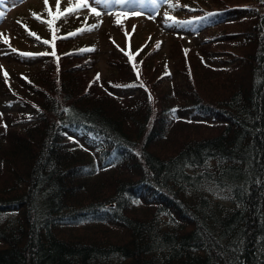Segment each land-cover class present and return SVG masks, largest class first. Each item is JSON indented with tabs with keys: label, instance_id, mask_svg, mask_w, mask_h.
<instances>
[{
	"label": "trees",
	"instance_id": "obj_1",
	"mask_svg": "<svg viewBox=\"0 0 264 264\" xmlns=\"http://www.w3.org/2000/svg\"><path fill=\"white\" fill-rule=\"evenodd\" d=\"M144 1L126 14L161 23L141 43L110 37V76L89 73L90 26L66 30L67 10L40 18L46 34L21 19L24 38L0 31L7 58L42 65L17 80L0 67L17 107L0 122V264H264V2ZM214 26L199 51L185 45ZM80 132L108 148H75Z\"/></svg>",
	"mask_w": 264,
	"mask_h": 264
},
{
	"label": "rangeland",
	"instance_id": "obj_2",
	"mask_svg": "<svg viewBox=\"0 0 264 264\" xmlns=\"http://www.w3.org/2000/svg\"><path fill=\"white\" fill-rule=\"evenodd\" d=\"M177 1L179 2L185 1V3L188 4L190 7L196 4L200 6L205 5L206 7L210 5L209 3L210 0H177ZM76 3L77 0H59V12L67 10L68 8H76ZM130 3L131 1L129 2L128 0H126L125 4L124 3L115 4L110 0H101V2L99 3H97L96 0H87V7H80L78 11H75L73 14L68 15L69 18L68 25L66 27L64 26L66 30L72 29V25L74 23H76L80 28L83 25H88V26L99 25L98 27L92 28L89 31H85L79 36L80 40L81 39L84 40L87 44H93L96 51L98 50L99 52V57L97 58L96 63H94V65L91 64L90 61L87 62L89 63V66L91 65L93 66V68L89 70V73H94L95 71L98 70L100 74L103 76L112 75V68L109 62V59L112 58V55H110V52L112 50V45L109 42L110 37H113V39H115L120 44L127 41L128 42L131 41L135 44L141 43L146 38L145 34L147 33V31L155 30L158 24L161 23L162 19L161 20L158 19L156 23H153V22H148L147 20H143L142 18L140 19L134 16H130L129 14H126V13H130V14L133 13V12L125 13L124 11L126 10L125 9L126 6H130ZM140 5L142 6L143 4L140 3ZM92 8H96V10L100 12V15L96 16L91 11ZM174 10L180 11L183 9H180L177 4V7ZM49 11H51L52 13H56L58 11L57 0H48L47 5H45L44 0H5V10L3 11V16H1V20H0V31H6V32L10 31L16 34L17 36H19L20 38H24L26 35L19 27L16 26L17 19H21L25 23L29 24V27L33 32L46 34L48 28L40 18H43L46 15L49 16ZM120 11L122 12L124 11L123 13H125L128 16L119 13ZM118 19L121 21L120 23H117ZM64 22L65 20L61 22V25H63ZM220 28L221 26L210 27L206 31L202 32V34L199 36L187 35L183 37L184 41L187 40V44L185 43V45L190 49H193L194 51H199V47H200L199 44L201 43L204 44L203 42H207L208 41L207 39L211 37L209 33L213 31H218ZM156 38H159V40L161 39L163 45L162 48L159 50L158 55L161 57L171 58L172 57V56L170 57L171 45L175 41V39L172 37V34L168 32L162 34L160 32L158 36L155 37V39ZM218 39H215L210 44L208 49L210 48L213 51L218 52V50L224 48L227 45L226 42L224 41L219 43ZM188 42H190V44ZM204 48L205 46H203V49ZM41 49L43 48H37L34 51H40ZM148 51L151 50L145 49L141 54V57L143 59H140V63L142 62V60H144V62L141 63V66H143L145 63L144 53H147ZM37 56L38 55L36 54H31L28 58L29 59H32L33 57L37 58ZM221 56L222 53H218L217 55H215V58ZM215 63L218 64V62ZM41 66L42 65L34 66L33 64H29L28 67L24 66L23 64L16 63L14 62V60L7 58L5 54H3L2 51H0V67H2L5 73L8 71L11 77L15 80L19 78L20 74H24V73L28 77H30V75L35 77L36 74L38 73L37 68L41 69ZM4 82L6 87L0 86V95L1 93L2 94L6 93L5 98L2 99L0 98V112L4 114L3 116L0 117V122L2 124H5L7 119L3 107L7 105L8 107H10L8 102V100L10 99L8 98V96L10 95H7L8 82L7 80ZM11 107L13 108L16 106L11 105ZM11 107L9 109H12ZM185 132H187V130H185ZM189 132L191 133L192 130H189ZM69 138H71V140L73 141L75 148H82L94 154L97 153L102 154L108 148L105 142L96 139L95 137L91 136L89 133L86 132H80L76 135H69L68 139ZM166 146L167 143L163 141L162 144L156 146L155 148L159 149L160 151L162 149H165ZM124 159H125L124 156L115 157L114 160L109 165V168L112 169L119 168L120 165L124 162ZM217 197H220L218 199L219 200L221 199V201H223L221 194L217 195Z\"/></svg>",
	"mask_w": 264,
	"mask_h": 264
},
{
	"label": "snow or ice",
	"instance_id": "obj_3",
	"mask_svg": "<svg viewBox=\"0 0 264 264\" xmlns=\"http://www.w3.org/2000/svg\"><path fill=\"white\" fill-rule=\"evenodd\" d=\"M44 2H45V5L48 4V0H44ZM96 2L99 3V2H101V0H96ZM115 2H116V3H120V4H122V3H125L126 0H115ZM262 2H264V0H262ZM170 6H171V7H175L176 5H170ZM80 7H87V0H77L76 8H68L66 14H73L75 11H78V10L80 9ZM57 9H58L57 14L53 17V20H49V21H48V24H49V25H51V24L54 22L55 19L60 18V16H62V15H66L65 13H61V12H59V0H57ZM91 11H92L96 16H99V15H100V12H98V11L96 10V8H92ZM49 15L52 16L53 13H52L51 11H49ZM118 15H120V14H118ZM0 16H3V12H0ZM169 19H172V18L169 17ZM120 22H121V21L118 19V20H117V23H120ZM98 26H99V25H91L90 28L81 29V30H78V31H89V30H91L92 28H96V27H98ZM76 34H77V33H70L69 35H76ZM33 35H34V34H33ZM5 42H7V41H5ZM44 43H48V41H44ZM157 47H159V45H157ZM12 51L15 52L16 49L13 48ZM52 54L55 55L54 52H53ZM185 54L187 55V50H185ZM21 55H25V56H27V55H30V54L22 53ZM129 59L131 60L132 57L130 56ZM133 67L135 68L136 65H133ZM137 76L139 77V73H137ZM5 77H7V74H6V73H5ZM96 80H97V81L99 80V74H97ZM117 87H120V85H117ZM66 111H69V110H66ZM173 112H175V110H173ZM5 127H7V126L5 125Z\"/></svg>",
	"mask_w": 264,
	"mask_h": 264
}]
</instances>
